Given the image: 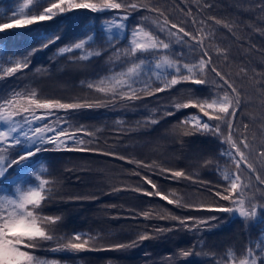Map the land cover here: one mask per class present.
<instances>
[{
	"label": "snow or ice",
	"instance_id": "obj_1",
	"mask_svg": "<svg viewBox=\"0 0 264 264\" xmlns=\"http://www.w3.org/2000/svg\"><path fill=\"white\" fill-rule=\"evenodd\" d=\"M212 7L208 0H17L7 11L0 7V34L25 36L31 33L30 42L36 43V47L24 55L9 49L0 39V79L28 69L30 57L62 39L59 35L36 33L32 26L78 10L92 14L115 12L114 18L101 21L98 33L93 25L55 53L60 57L71 54L69 62L77 66L93 57L107 56L103 75L97 73L95 78L81 81L87 89L99 94L96 98L65 102L43 95L37 88L13 89L0 95V264H59L55 260H41L34 251L42 247V242L54 240L58 243L53 251L94 250L97 237L80 232L57 237L55 233L63 217L44 212L57 194L54 187L57 181L45 178L50 173L39 157L40 153L50 150L47 145L55 151L100 152L135 164L132 175L140 177L151 190L140 185L131 188L124 185L113 187L114 192L130 190L146 197H159L177 207L227 213L229 219H238L249 234L239 254L232 246L219 255L195 251L197 246L206 247L198 240L192 248L180 250L181 257L203 255L215 260V264H264V228L258 229L256 241L251 239L250 231L255 225H264V70L238 66L233 72L231 42L226 43L222 34V30H226L232 42L246 44L250 41L248 32L264 36V26L205 14V10ZM247 7L264 13V0H256ZM174 16L178 18L173 19ZM133 17H138V21L129 29L127 22ZM13 29L25 31L17 33L12 32ZM98 35L106 47L91 50L89 45L95 43ZM255 47L252 44L247 51ZM181 84L200 87H189L184 95L174 97L171 107L175 111L165 108L163 115L173 116L189 108L199 110L180 120L173 131L182 142L185 137H211L214 147L209 149L211 154L207 157L201 154V166L211 169L217 180H199V183L211 185L207 190L216 198L215 205H193L181 198H170L141 169L157 172L165 179L196 182L197 178L183 169L175 170L155 161L133 160L114 151L90 147L95 133L82 125L73 127L69 122L71 115L81 110L131 106L146 96L154 97ZM253 100L258 101V111L254 115L248 113V121H245L243 110L250 107ZM158 116L160 110L153 109L144 124H158ZM139 215L151 218L148 211ZM160 219L177 221V226L158 228L157 232L183 229L202 236L218 227L215 222L221 218L180 217L169 213ZM150 238L147 232L138 236L139 241ZM135 246L136 241L111 245L114 249Z\"/></svg>",
	"mask_w": 264,
	"mask_h": 264
},
{
	"label": "trees",
	"instance_id": "obj_2",
	"mask_svg": "<svg viewBox=\"0 0 264 264\" xmlns=\"http://www.w3.org/2000/svg\"><path fill=\"white\" fill-rule=\"evenodd\" d=\"M214 7L205 10V14L216 15L221 18L238 19L242 23H253L264 26V13L259 9H248L247 5H254L256 0H208ZM17 0H0V7L6 11L14 7ZM115 12L92 14L87 10H78L64 17H57L52 21L32 26L36 33L59 35L62 37L56 45L38 52L30 57V67L12 77L0 79V95L9 91L25 88H37L43 95L58 98L65 102L76 100H90L99 94L87 89L88 81L95 78V74L103 75L106 70L107 56L93 57L90 61H83L79 66L69 62L71 54L64 57L56 56L57 50L74 42L81 32L93 28L99 32V25L105 18H114ZM178 17L174 16L173 19ZM138 17L129 20V29L137 23ZM12 32H24V29H13ZM226 43L231 42V56L234 59L232 71L238 66L256 67L264 70V36L259 33L248 32L249 43L232 42L222 30ZM31 33L25 36H4L0 39L6 42L9 49L27 55V50L36 47L30 42ZM126 43V41H125ZM243 44L241 47L240 45ZM256 47L247 51L251 45ZM123 46V45H121ZM106 47L100 36L95 43H91V50ZM80 55L79 52L76 53ZM219 62V61H218ZM43 69L42 71H37ZM246 83V78H245ZM193 87L190 84L177 85L175 89L159 93L154 97L146 96L142 101L131 106L101 107L91 110H81L71 115L69 121L73 127L84 126L95 133L90 147L102 151H114L133 160H142L148 163L155 161L167 168L183 169L189 175L196 177V182L190 180L165 179L157 172L141 169L158 185L165 195L172 199L181 198L189 204L215 205L216 198L199 180L216 181L217 176L209 168L202 167L201 154L207 157L209 149L214 147L210 143L211 137H185L183 142L177 138L173 129L185 116L197 114L198 109L189 108L176 112L173 116H164L163 110L171 107L174 97L184 95V90ZM258 101L253 100L250 107L244 109L245 121L248 113L253 115L258 111ZM153 109L160 110L159 123L145 125L144 120ZM204 119H207L205 117ZM255 127V125H253ZM87 139V138H86ZM39 154L40 161L46 163L49 176L54 179L56 195L45 207L48 215L63 217L62 224L55 235L60 237L73 232L86 233L97 237L94 241V250L82 252L53 251L57 247V240L42 242V247L34 250L40 259L55 260L66 264H215V260L203 255H191L187 258L179 255L180 250H188L202 240L206 247L199 246L195 251L223 253L229 246L237 251L243 250L249 240V234L238 219H229V214L208 211L207 209L177 207L168 204L159 197H146L140 193L128 191H113V187L120 188L127 185L129 188L140 185L151 190V186L144 184L140 177L132 175L135 164L117 160L100 152H68L51 150ZM223 164V161H221ZM175 193V196L172 194ZM79 197L80 199H74ZM220 204L227 202L220 201ZM148 211L150 219L139 215ZM169 213L176 216L209 217L219 219L218 227L204 233L186 232L183 229L157 232L156 229H173L177 221L160 219ZM134 217V218H133ZM227 221V222H225ZM264 225H255L251 228V239L256 241L257 231ZM149 233L151 238L139 241L138 236ZM136 241L135 247L114 249L111 245L130 244Z\"/></svg>",
	"mask_w": 264,
	"mask_h": 264
},
{
	"label": "rangeland",
	"instance_id": "obj_3",
	"mask_svg": "<svg viewBox=\"0 0 264 264\" xmlns=\"http://www.w3.org/2000/svg\"><path fill=\"white\" fill-rule=\"evenodd\" d=\"M8 194H11V192H9ZM41 260H45V259H41ZM46 261H51V260H46ZM59 264H66V263L59 262Z\"/></svg>",
	"mask_w": 264,
	"mask_h": 264
}]
</instances>
